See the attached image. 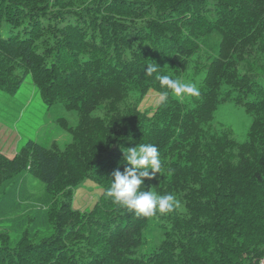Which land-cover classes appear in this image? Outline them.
<instances>
[{"label":"trees","instance_id":"1","mask_svg":"<svg viewBox=\"0 0 264 264\" xmlns=\"http://www.w3.org/2000/svg\"><path fill=\"white\" fill-rule=\"evenodd\" d=\"M153 64L203 74L199 96L142 110L163 91ZM28 75L78 121L58 118L63 150L30 139L0 153V264H264V0H0V89ZM227 100L252 115L245 141L211 125ZM142 143L161 171L141 190L173 194L170 213L138 216L104 195ZM87 178L103 191L83 211L72 201Z\"/></svg>","mask_w":264,"mask_h":264},{"label":"rangeland","instance_id":"2","mask_svg":"<svg viewBox=\"0 0 264 264\" xmlns=\"http://www.w3.org/2000/svg\"><path fill=\"white\" fill-rule=\"evenodd\" d=\"M203 74L186 72L182 82L195 83L200 87ZM234 94L237 93L235 90ZM160 93L150 90L144 97L140 107L147 113H151L157 107ZM181 100L192 103V97H183ZM93 114H103L98 108ZM59 117H66L71 125H76L78 112L75 109H67L61 102L48 105L41 97L38 88L34 84L31 75H28L16 93H9L0 89V153L12 157L28 140L51 148L53 144L63 150L71 141L72 135L58 124ZM252 123V115L243 105L236 104L234 100H227L218 105L214 112L211 125L220 130L221 126L232 129L234 137L239 141L248 138ZM25 187L29 192L43 194L44 184L38 179H27ZM103 187L96 181L87 178L75 189L73 207L80 210H90L99 199ZM34 198V196H33ZM158 234L150 231L149 235ZM152 237H150L151 239ZM160 240L153 241L145 250L151 251Z\"/></svg>","mask_w":264,"mask_h":264},{"label":"clouds","instance_id":"3","mask_svg":"<svg viewBox=\"0 0 264 264\" xmlns=\"http://www.w3.org/2000/svg\"><path fill=\"white\" fill-rule=\"evenodd\" d=\"M146 73L159 82L161 91L157 105L166 104L170 94L177 97L199 96V89L195 83L182 82L169 75L158 73V66L148 65ZM124 160L130 167L123 172L115 170L110 187L104 193L106 198L121 207H126L138 216L152 217L157 213L165 214L179 207V201L171 194H157L152 191L141 190L145 178H151L161 171L160 153L151 143L129 147L124 151ZM151 170V172L149 171Z\"/></svg>","mask_w":264,"mask_h":264}]
</instances>
